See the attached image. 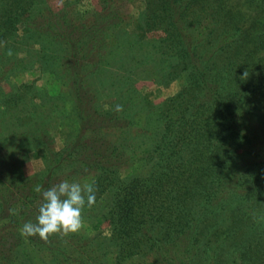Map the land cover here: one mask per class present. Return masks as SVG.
Here are the masks:
<instances>
[{"label": "rangeland", "instance_id": "obj_1", "mask_svg": "<svg viewBox=\"0 0 264 264\" xmlns=\"http://www.w3.org/2000/svg\"><path fill=\"white\" fill-rule=\"evenodd\" d=\"M104 1L42 0L41 12L56 21L49 35L34 30L25 35L20 21L6 32L2 29L6 35L0 39V169L6 158L14 165L3 163L11 169L14 166L15 172L3 183L0 180V264H78L86 257L98 264H128L119 258L123 253L120 241L108 221L110 197L132 178L149 176L155 160L174 161L161 133L165 122L177 119L191 91L184 76L173 69L176 63L164 49L162 29L145 31L143 14L153 10L155 2L112 0L115 7L110 19L92 24L93 16L103 13ZM223 1L225 9L240 12L245 21L260 20L257 17L264 15L255 18L256 11L246 0ZM192 11L189 15L198 20L214 13L203 6ZM67 18L71 19L68 24L64 22ZM79 29H84V35L74 46ZM73 46L80 53L75 64ZM201 49L199 46L197 53ZM68 64L77 77L70 74ZM77 100L95 118L89 128L98 138L101 152L95 167L73 174L79 150L73 144L94 134L78 129ZM116 105L123 110L116 112ZM113 150L115 157L110 155ZM110 166L113 168L106 169ZM45 178L47 187L41 181ZM64 180L94 181L96 189L95 204L85 205L82 212L84 227L67 236L52 235L47 241L53 247L66 248L68 260L21 235L26 220L18 215L26 202L25 214L35 223L42 203L35 187L48 189ZM16 214V225L8 226L7 219Z\"/></svg>", "mask_w": 264, "mask_h": 264}, {"label": "trees", "instance_id": "obj_2", "mask_svg": "<svg viewBox=\"0 0 264 264\" xmlns=\"http://www.w3.org/2000/svg\"><path fill=\"white\" fill-rule=\"evenodd\" d=\"M41 1L0 0V39L6 35L2 29L6 32L19 21L24 23L25 35L33 30L49 35L56 21L41 12ZM246 1L256 11L255 18L264 14V0ZM154 2V9L143 14L145 31L162 29L165 33L164 49L191 93L177 119L165 122L161 133L174 161L155 160L149 176L132 178L110 197L108 221L120 241L123 253L119 258L128 264H264V15L245 21L240 12L225 9L223 0ZM103 5V13H96L92 24L108 21V15L114 14L112 0ZM202 6L214 13L199 20L189 15L194 7ZM78 32L74 46L79 45L84 29ZM74 46L75 64L80 53ZM199 46L202 49L197 53ZM68 65L70 74L77 77ZM245 70L249 75L242 80ZM79 100L78 129L93 134L89 127L95 118ZM80 141L73 144L79 149L73 174L99 162L101 148L95 133ZM114 154L116 150L110 153ZM3 161L14 165L3 158L1 183L15 172L14 166L8 168ZM47 179L41 180L46 187ZM11 203L15 206L16 202ZM25 208L26 202L18 215L28 222ZM18 215H11L7 225H16ZM28 239L69 259L66 248L53 247L38 235ZM78 261L98 264L87 257Z\"/></svg>", "mask_w": 264, "mask_h": 264}, {"label": "clouds", "instance_id": "obj_3", "mask_svg": "<svg viewBox=\"0 0 264 264\" xmlns=\"http://www.w3.org/2000/svg\"><path fill=\"white\" fill-rule=\"evenodd\" d=\"M11 54L9 50L8 55ZM248 75V70H245L241 79H246ZM114 110L120 112L123 106L116 105ZM34 191L41 194L42 203L38 208L36 222L24 223L21 235H38L45 242L55 234L67 236L79 232L84 227L82 212L85 205L92 207L96 201L94 181L81 184L64 180L48 189L37 185Z\"/></svg>", "mask_w": 264, "mask_h": 264}]
</instances>
